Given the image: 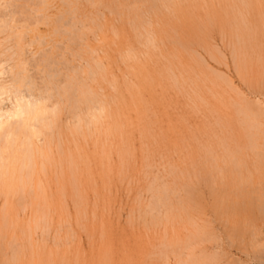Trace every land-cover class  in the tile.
Wrapping results in <instances>:
<instances>
[{"label":"rangeland","instance_id":"1","mask_svg":"<svg viewBox=\"0 0 264 264\" xmlns=\"http://www.w3.org/2000/svg\"><path fill=\"white\" fill-rule=\"evenodd\" d=\"M38 1L9 0L12 8L7 11L14 10V21L25 24L28 20L34 26L31 9ZM172 3L159 1L151 6L148 0H52L48 23L26 35L27 59L32 56L31 49L36 52L38 48L34 59L54 53L60 65H54L55 61L52 65L59 77H76L78 71L90 72L95 62L100 63L103 70L93 80L87 74L85 78L98 100H105L111 115L107 114L97 129L91 127L88 136L72 137L69 129L75 126L71 116L75 111L73 106V110L68 108L67 112H74L69 111L61 121L65 135L59 146H53L54 154L62 152L54 158L64 159V163L42 174L47 219L31 235L26 234L41 201L32 206L27 199L21 207L15 202L9 227L0 237V264L12 257L13 242L25 250L19 262L10 264H165L166 254L174 258L172 252L186 233L178 219L181 202L193 204L198 162H203L210 147L216 146L219 152L220 142L232 143L242 136L249 143V122L241 109L246 104L256 111L264 107V0ZM63 16L66 20L61 23ZM75 19L85 26L75 23L72 28L84 33L83 47L66 49L73 45V35L68 32V44L69 40L54 35L53 30L62 24L59 32L64 36ZM38 35L45 43H35L36 50L29 48ZM4 42L5 54L12 52V44ZM43 78H38L41 90L46 89ZM250 153L255 156L254 151ZM74 156L79 157L75 188L68 182L67 164ZM166 201L175 213L171 223L165 217L169 214ZM4 214L2 197L0 226ZM216 221V230L222 232ZM225 233H221L222 246L231 249V259L264 264V257L252 254L256 250L252 246L250 255L246 245L229 248ZM262 233L264 242V227Z\"/></svg>","mask_w":264,"mask_h":264},{"label":"bare ground","instance_id":"2","mask_svg":"<svg viewBox=\"0 0 264 264\" xmlns=\"http://www.w3.org/2000/svg\"><path fill=\"white\" fill-rule=\"evenodd\" d=\"M51 1L39 0L36 2L37 4L34 3V5L36 4L35 8L31 9L34 15L32 17L29 15L32 21L35 19L36 24L33 26L30 22L28 23V20H26L27 22L25 21V24L23 23L24 21L22 24L14 21V10L7 11L12 8L9 0H0V8H4V12L0 13V199L2 197L4 198L5 209V217L3 216V223L0 226V237H3V229L5 230V228L9 227V217L15 202L17 204L16 207H21L25 205V202H27L25 200L27 199H30L32 206H35L36 200L41 201L39 203V209L35 210L36 219L32 221L31 225L29 224L28 229H25L27 231V233L25 232L26 234L31 235L33 230L40 227L42 221L47 219L44 210L47 198L45 196L46 192L42 174H45L47 171L50 173V171L52 172V168L59 167V165L62 166L64 163V159L57 161L54 158V155L60 156L62 152L54 154L53 146H59L58 141L61 139L60 137L62 134L65 135V131L61 127V121L64 119L65 114H69V111L73 110L71 106L74 107L75 111H72L75 115L70 113L75 120V126L72 124L74 128L69 129V134H72V137L88 136L86 135L90 132L88 130H91V127L97 129L100 124L102 125L104 117L110 114L105 100H98L97 95L91 92L87 84L89 79L93 80L95 75L103 70L100 63L95 62L90 72H87L85 69L78 71L76 77L69 75L68 77H59L57 76L59 74L57 68L55 67V71L52 65L53 61L56 62H53L54 65H60V61L55 60L56 56H53L54 53H43L44 55L41 59H34L38 50V48L36 50V47H33L34 44L37 43V45L41 46L45 43V38L40 35L36 36L35 39L33 38L34 40L29 45V48H34L36 52L31 49L32 54L29 53V55L31 54L32 56L27 59L28 56L25 47L28 44L26 35L29 31L35 32L38 29V25L48 23L50 17L47 11L49 10ZM148 1L151 2V6L159 1L167 2L170 6L174 5L172 3L174 0ZM70 13L72 17L76 18V16H73L75 15L74 12L71 11ZM62 18L63 20L60 19L62 21L61 23L66 20L64 16ZM75 21L71 29H68L69 31L64 30V36L60 33V29H63L62 24L59 25L58 23L59 26L56 25L53 30L55 32H53L54 35L57 34L67 40L71 38L69 34L73 35L74 38L71 40L73 45L67 46L66 49L83 47L80 43L84 39V33L81 31L76 33L74 31L75 28H72L75 27V23L81 25L82 28L85 26L82 25L80 20L75 19ZM12 23L14 24L12 25ZM141 37H143V34ZM3 40L9 41L12 44L11 54L7 52L5 54L7 43L5 44ZM71 41L69 40L68 44ZM8 45L10 44L8 43ZM76 52L78 53V50ZM128 56L133 57L131 53ZM262 56L264 57V49ZM63 58H65L64 55ZM6 66H9L8 70H6ZM59 70L62 71V68H59ZM65 70L68 74L71 73L69 67H66ZM72 71L75 70L72 69ZM6 74H8L7 79H1ZM85 75L86 77L88 76V80L85 78ZM39 76L44 77V83L42 84H44L46 89L43 86L42 89L45 90H41L40 84L38 83ZM261 83V93H263L264 76L261 79ZM54 93H56L57 98ZM261 95L264 96V93ZM8 101L9 104H6ZM250 104L252 103L250 102ZM246 105L242 107L241 113L249 122L247 129L251 132L249 136L251 135L252 138H249V143L247 144L242 136H238L232 143H226L221 139L223 143L218 141L220 142L218 144H220V149L224 150L223 153H221V150L219 153L217 148L215 149L216 146L210 147V150L207 151L208 153H205V157L207 158H205L206 162H209L207 167L205 166V159L203 162H198V172L195 176L196 181H194L193 204L189 205L187 201H182V205L179 204L181 205L182 211L178 219L182 228L186 230V233L180 240L177 250L172 252L174 258L166 254L165 264H243V262L240 263L231 259V252H229L231 249L227 251L222 246L224 237H221L222 232H226L225 239L229 241L227 242L229 248L235 247L234 244L239 246L236 249H241L243 248L241 246L246 245L247 249H250L248 252V255H250L252 246L253 250L254 248L256 249L255 252L252 251V254L255 253L261 256V258L264 257V242L262 240L264 227L262 226L264 225V107L256 111L253 110L254 107H247ZM69 107L72 110L67 112ZM74 120L72 121L74 122ZM108 131L112 130L110 129ZM59 148L61 149V146ZM259 148H262V152ZM251 151H254V157L251 155ZM78 158L74 156L68 160L66 159L68 173L70 174V181L68 182L73 188H75L76 182L78 181L76 176L77 167H79L77 166ZM201 158H203L202 154ZM13 198H16V201H13ZM164 206L168 209L169 213L168 216H165L167 217V222L171 223L173 217H175V213H171L172 205L166 201ZM173 208L175 207L173 206ZM214 221H219V227L223 229L222 232L216 230V226L213 224ZM227 232L229 233L228 236ZM11 245L13 255L11 254L12 257L10 258H5L2 264L19 262L24 253L25 247L19 246L17 243L14 244V242ZM173 260L174 263H172ZM255 261L257 260L255 259Z\"/></svg>","mask_w":264,"mask_h":264}]
</instances>
